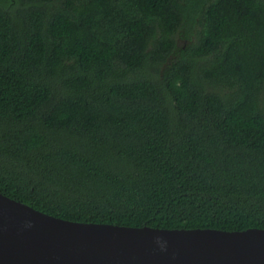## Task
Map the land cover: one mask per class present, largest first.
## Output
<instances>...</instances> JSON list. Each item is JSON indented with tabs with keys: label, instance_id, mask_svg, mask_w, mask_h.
<instances>
[{
	"label": "trees",
	"instance_id": "1",
	"mask_svg": "<svg viewBox=\"0 0 264 264\" xmlns=\"http://www.w3.org/2000/svg\"><path fill=\"white\" fill-rule=\"evenodd\" d=\"M0 192L75 222L264 229V0H0Z\"/></svg>",
	"mask_w": 264,
	"mask_h": 264
},
{
	"label": "water",
	"instance_id": "2",
	"mask_svg": "<svg viewBox=\"0 0 264 264\" xmlns=\"http://www.w3.org/2000/svg\"><path fill=\"white\" fill-rule=\"evenodd\" d=\"M0 264H264V229L75 222L0 192Z\"/></svg>",
	"mask_w": 264,
	"mask_h": 264
}]
</instances>
